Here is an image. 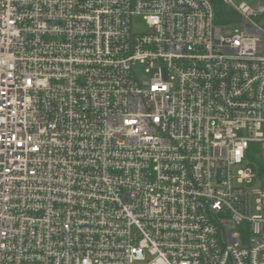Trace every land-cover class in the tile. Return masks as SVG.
Listing matches in <instances>:
<instances>
[{
    "label": "built area",
    "instance_id": "1",
    "mask_svg": "<svg viewBox=\"0 0 264 264\" xmlns=\"http://www.w3.org/2000/svg\"><path fill=\"white\" fill-rule=\"evenodd\" d=\"M255 6L0 0V264H264Z\"/></svg>",
    "mask_w": 264,
    "mask_h": 264
},
{
    "label": "rangeland",
    "instance_id": "2",
    "mask_svg": "<svg viewBox=\"0 0 264 264\" xmlns=\"http://www.w3.org/2000/svg\"><path fill=\"white\" fill-rule=\"evenodd\" d=\"M231 4L226 3V0H207V2L211 6L212 16H213V24L216 27H225L229 26L231 29H239L243 24L244 19L241 14L236 10V6H238L242 2H248L250 4H256L255 8L258 6L264 5V0H230ZM250 21L253 22L256 26L264 30V14L252 16ZM149 30L146 28L144 23L140 18H135L133 20V32L137 34L146 33ZM138 79L143 82L148 80V76L143 74V69L141 66L137 65L134 68ZM264 131V125H263ZM252 152L254 156V160H246L245 163L238 167L237 169H233L232 172L235 175L237 170H250L252 173L256 175L259 174V165H261L264 169V158L260 157V152L257 144L252 145ZM262 182L264 183V177L260 175ZM257 177L253 183L248 186L250 189H254L258 184H261ZM237 230L241 235V243L243 246L247 244V240L249 238V226L245 224H241L237 226Z\"/></svg>",
    "mask_w": 264,
    "mask_h": 264
},
{
    "label": "trees",
    "instance_id": "3",
    "mask_svg": "<svg viewBox=\"0 0 264 264\" xmlns=\"http://www.w3.org/2000/svg\"><path fill=\"white\" fill-rule=\"evenodd\" d=\"M250 159H253V157H250ZM262 168H263V167H262L261 165H259V170H260L259 172H260V173H264V169H262Z\"/></svg>",
    "mask_w": 264,
    "mask_h": 264
}]
</instances>
